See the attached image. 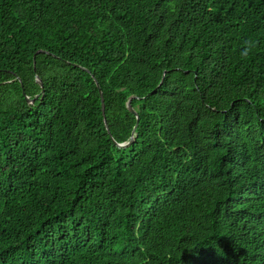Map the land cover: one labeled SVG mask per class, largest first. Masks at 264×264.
Returning <instances> with one entry per match:
<instances>
[{
  "label": "trees",
  "instance_id": "16d2710c",
  "mask_svg": "<svg viewBox=\"0 0 264 264\" xmlns=\"http://www.w3.org/2000/svg\"><path fill=\"white\" fill-rule=\"evenodd\" d=\"M0 264H264V0H0Z\"/></svg>",
  "mask_w": 264,
  "mask_h": 264
},
{
  "label": "water",
  "instance_id": "95a60500",
  "mask_svg": "<svg viewBox=\"0 0 264 264\" xmlns=\"http://www.w3.org/2000/svg\"><path fill=\"white\" fill-rule=\"evenodd\" d=\"M38 81H39V83L41 84V86H43L42 81L39 80V79H38ZM23 94H24V96H25V98H26V100H27L28 102H33V101L35 100V99H30V97L27 96V94H26L25 91H23ZM101 94H102V93H101ZM102 102H103V100H102ZM102 106H103V111H104V103H102ZM128 107H129V110H130L132 113H135V114L137 115L136 111L132 108L130 101H129ZM137 118L139 119L138 115H137ZM106 127H107V129H108V131H109V128H108L107 123H106ZM133 139H134V138L132 137V139H131L129 142L121 143V144H119V146H121V147H127V146H129V145L132 143Z\"/></svg>",
  "mask_w": 264,
  "mask_h": 264
},
{
  "label": "clouds",
  "instance_id": "9594fccd",
  "mask_svg": "<svg viewBox=\"0 0 264 264\" xmlns=\"http://www.w3.org/2000/svg\"><path fill=\"white\" fill-rule=\"evenodd\" d=\"M255 47V42L251 40L244 41V50L242 52V56H248L252 49Z\"/></svg>",
  "mask_w": 264,
  "mask_h": 264
}]
</instances>
